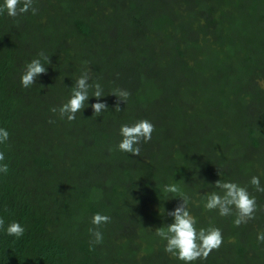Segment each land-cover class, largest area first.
<instances>
[{
	"label": "rangeland",
	"instance_id": "374dc122",
	"mask_svg": "<svg viewBox=\"0 0 264 264\" xmlns=\"http://www.w3.org/2000/svg\"><path fill=\"white\" fill-rule=\"evenodd\" d=\"M223 1H220L219 7ZM260 1L227 0L225 11L223 10L225 14L219 20L212 21L216 24L211 27L212 37L220 44L215 47V42L210 41L202 48L196 11L198 6L200 9L201 4H209L202 0H33V6L38 9L37 14L33 15L29 11L20 19L9 16L12 28L18 36L19 46L16 48L23 54L21 57L23 60L20 61L22 64H27L32 59H40L41 56L38 54L41 52L49 60L41 61L47 70L37 78L36 85L32 88L38 95H32L30 91L27 93L31 104L27 106L28 109H19L17 122L25 123L30 119L35 128L33 134L36 135H41L48 124L53 122L55 128L58 126L60 131H63L64 136L61 138L63 141L67 144H76V147L72 145L75 152L96 158L98 163L94 166L97 167L91 170L90 178L83 177L85 173L82 174L80 171V181L92 183L95 178L105 173L110 174L114 169L132 167L136 171L142 165H146L149 176L158 165H161L163 172L157 176L162 179L157 178L156 181L163 183L164 174L168 173L169 169L168 155L165 154V157L163 149L160 152L163 156L156 163L157 156L151 157L150 161V155L155 152V147L148 152L146 147L139 145L142 152L138 156L130 153L129 156H125L118 149L121 136H111L109 139L95 137L99 135L101 125H105L117 115L130 116L131 112L134 114L137 110L141 111L139 115L141 117L143 110H151L152 102L156 106L160 102L163 109L173 110L170 115V118H173L171 126H176L165 131L161 127L162 137L164 138L165 134L166 142H170V136L176 137L179 143L189 142L190 152L193 150L192 156H195L192 158L195 165L191 164L195 167V172L200 163L211 166L210 155L226 154V149H230L228 154L234 158L233 160L235 158L244 160L246 155L252 154L253 162L250 168L236 179L241 177L244 180L245 177L252 176L263 179L264 77L262 79L257 77L264 73V20L259 18ZM213 2L210 4H214ZM160 10H164L166 15L164 38L168 44L164 49L163 59L161 53L155 56L152 54L157 52L156 45L162 41L151 24L152 18ZM78 12H84V16L87 13L98 15L96 24L106 30L103 32V39L107 44L112 42L111 46L95 40L97 34L101 33H92L85 37L88 40L86 43L78 41L82 36L77 35L73 22H67ZM167 30L170 33H166ZM109 32L115 34V40L110 37ZM118 33L121 35L119 38ZM191 39L199 44L195 47L197 53L189 47L182 56L167 60L168 49L174 41L187 44ZM105 47L108 48L107 51L103 50ZM95 48H102V51L95 52ZM221 48L227 50V55ZM179 60L183 63H179ZM85 61L88 62L87 65ZM161 61H165L164 66L160 65L161 75L164 77L163 96L157 87V78L160 77L158 64H161ZM86 69H90L89 84L93 87L89 89V99L85 102V108L76 114L74 121L70 122L66 117L61 119L59 112L53 113L51 109L53 107L59 109L70 99L75 81ZM23 71L22 68L16 71L19 78ZM151 71L156 73L155 80L150 74ZM213 75L215 79L210 78ZM96 83L103 89L104 96L99 100L93 96ZM150 87L152 90H148ZM115 89L127 90L130 93L127 103H120L122 110L120 112L115 111L117 97L109 95ZM98 102L106 103L108 109L99 116H94L91 105ZM182 110L187 112L186 117L182 116ZM143 116L152 117L145 111ZM159 119L162 121V117ZM249 127L254 130V136L260 139V146L255 150H251L246 143H241L249 140L246 137ZM93 132L94 134H91ZM90 142L94 149L89 147ZM78 143L85 149H81ZM223 144L226 148L221 147ZM56 147L61 150L63 145L59 142ZM53 154L56 155L57 151ZM143 161L145 162L142 163ZM84 171L86 172V169ZM248 172L252 173V176L245 174ZM75 176H78V173ZM105 176L101 177L100 182L105 180ZM134 183L138 184L137 188L142 184L136 179L135 182L126 180L124 186L127 189ZM151 183L154 182L150 181L149 184ZM249 183L245 182L240 186L254 190L256 194L261 193L253 189V185L246 187ZM73 184L76 185V182ZM106 189L108 192L112 191L110 187ZM100 192L97 195L101 198ZM119 198L114 196L112 200L120 201ZM147 204L153 210L157 207L153 200L147 201ZM76 207L74 210L77 214L79 208ZM112 208V212L106 213L110 221L99 229L104 242L116 239V232L122 226L121 219L118 223L115 221L119 215L117 213L119 208L114 205ZM263 209L264 205H259L255 212L258 219L248 221V226L241 227L240 239L248 243L247 254L251 256L243 264H264V243L257 240V235L264 232V212H260ZM82 214L83 211L79 212L78 216ZM148 214V210L136 213L143 219H146ZM161 222L164 223L163 220ZM78 223L71 226H75V230L80 231L78 233L80 234L83 233L81 227L84 225H80L79 229ZM125 224L128 223L124 222V226ZM124 226L121 231L128 237L133 236V243L142 239L140 244L148 251L142 260L144 264H167L164 257L159 255L160 252H156V247H150V244L154 245L152 240L149 239V244L144 235L134 232L133 226L130 228L128 226V229H124ZM146 227L150 229L151 226ZM136 230L141 233L140 229ZM108 246L111 247L110 244ZM218 261L220 264H229L231 257L226 253Z\"/></svg>",
	"mask_w": 264,
	"mask_h": 264
},
{
	"label": "trees",
	"instance_id": "16d2710c",
	"mask_svg": "<svg viewBox=\"0 0 264 264\" xmlns=\"http://www.w3.org/2000/svg\"><path fill=\"white\" fill-rule=\"evenodd\" d=\"M202 1L208 2V0ZM210 1L213 2V0ZM210 1L208 5L201 4L200 9L197 5L196 22L200 27L199 41L201 38L202 48L210 41L215 42V47L220 44L217 39L212 37L211 27L216 24L212 21L219 20L225 14L223 10L225 11L227 5V0H224L220 7L219 4L222 0H216L213 2L214 4H210ZM3 2L4 0H0V5ZM258 3L261 9L259 18L264 20V0ZM97 16L88 13L84 16V12H78L67 21L68 23L73 22L77 35L82 36L81 40H78L79 42L86 43L88 40L85 37L92 33H101L96 35L95 40L107 44L103 39V32L106 30L96 24ZM17 17L20 19L23 14ZM151 22L159 35V40H162L156 45L158 46L157 52L152 54L155 56L161 53L160 56L163 59L164 49L168 45L164 38L166 22L164 10H160ZM166 33L170 32L167 30ZM109 34L115 40V34L110 32ZM119 36L121 37L118 33L117 37L119 38ZM17 39L18 36L12 28L7 11H5L0 15V128L6 129L10 135L8 141L0 144V152L5 155L3 163L8 164L9 168L6 175L0 173V217L5 220L4 228L0 229V264H144L142 260L148 251L141 246L142 239L133 243L134 237H128L121 231L124 222L131 223L130 226H133L134 232L144 235L148 243L149 239L152 240L155 246L149 243L150 247H156V252H160L159 255L164 257L167 264H184L164 251L166 241L155 234L156 229L166 227L173 222L174 218L168 216L167 212L173 211L178 204L182 203L180 193H184L190 198L188 210L196 220L197 231L200 228L216 227L221 230L223 235V243L218 250L212 252L206 260L193 261L191 264H220L219 258L224 257L226 253H229L231 257L229 264H243L251 257L250 254H247L248 243L240 239L241 227L248 226V224H241L237 227L234 225L236 218L234 213L230 217L220 216L218 210L207 211L204 208L208 194L213 191L220 193V189L215 187L218 180L233 182L239 186L251 181V178L247 177L244 180L241 177L236 179L240 174L243 176V172L250 168L251 162H253L251 153L246 155L244 160L237 158L233 160L234 158L228 154L230 149H226V154L210 155L211 166L200 163L201 165H197L195 172L193 166L195 161L192 160L195 156H192L193 150L190 152L189 142L179 143L174 136H170V142H166L165 134L164 138L162 137V128L165 131L167 128L176 127L171 126L173 118H170V115L173 110H165L160 102L158 106L152 102L151 110H143V115L145 111L152 115L151 118L143 115L140 117L141 111L137 110H133L134 114L131 112L130 116L117 115L110 121H105L106 124L101 125L100 133L95 137L105 139H109L111 136L118 137L122 125H132L142 119L149 120L154 125L152 142H142L140 145L146 147L148 152L155 147V152L150 155V161H152L151 157L157 156L155 161L158 163L163 154L168 155L169 169L168 173L164 174V182L157 183L156 181L157 178L162 179L157 176L163 172L161 165H158L149 176L146 165L138 167L136 171L132 167L124 166L125 168L122 170L114 169L110 174L105 173L106 176L101 175V177H106L101 182V177L95 178L92 183L80 181V171L85 173H82L83 177L89 176L90 178L91 170L97 167L94 166L98 163L96 158L75 152L72 145L76 147V144H67L63 141L61 139L64 136L63 131H60L58 126L55 128L53 122L48 124L41 135L33 134L35 128L30 119L25 123L17 122L16 117L19 109H28L27 106L31 104L27 93L29 94L30 91L32 95H38L32 89L36 84L24 88L19 82L20 78L16 71L20 68L24 69L26 64L20 63L23 60L21 58L23 54L16 48L19 46ZM109 44L110 42L107 45L111 46L112 42ZM197 45L199 44L193 39L187 44L174 41V44L169 46L167 60L182 56L189 47L195 52ZM107 49L105 47L103 50L107 51ZM221 49L227 55V50ZM94 51H102V48H95ZM40 59L42 62H47V59L43 57ZM178 62L183 63L182 60ZM160 63L158 64L160 77L157 78V87L163 96L164 77L161 75L162 68L160 67L164 66L165 61ZM247 71L249 72V68ZM151 72L150 74L155 80L156 73ZM259 75H257L258 78L264 77V73ZM210 78L215 79V75ZM148 90H152V87ZM181 114L184 117L187 116V112L184 110L181 111ZM159 117H162V121ZM246 137L249 140H244L241 143H246L251 150L260 146V139L258 136H254L252 128H247ZM59 142L63 145L62 152L56 147ZM78 145L81 149H85L81 143ZM105 146L106 144L103 146V150ZM89 147L94 149L91 142ZM221 147L226 148L224 144ZM162 149L163 154L161 155ZM54 151H57L56 155L53 154ZM122 153L125 156L130 155L127 152ZM77 173L78 176H75ZM245 174L252 176L250 172ZM228 177L232 179L227 180ZM125 179L131 182H135L136 179L142 184H140V188H137L138 184L134 183L126 189ZM259 179L261 187H264V178ZM150 181L154 183L149 184ZM73 182H76V185ZM172 184L179 187L180 193L164 192V187ZM250 186H252L251 183L246 185V187ZM107 187L112 188V191L108 192ZM252 188L255 189L254 186ZM100 191L106 195L104 196ZM99 192L102 194L101 198L97 195ZM248 192L255 197L258 203L257 207L264 205V192L256 194V191L250 189ZM114 196L120 197V201H113ZM150 200L156 202L157 207L154 210L147 204V201ZM113 205L117 209L119 208L117 211L119 215L115 221L118 223V220L121 219V229L116 232V239H112L111 242L106 240L101 244H95L94 236L89 233V229L94 227L91 224V219L97 213L106 215L107 212H112ZM75 206L79 208V212L83 211L80 217L78 216L79 212L75 213ZM143 210L149 212L146 219L136 215V213H142ZM260 212H264V209ZM257 217L258 215L255 213L254 219L257 220ZM254 219L249 221L253 222ZM13 221L19 222L25 228L24 235L19 239L9 236L6 232L7 226ZM76 223H78L79 229L80 225H84L81 227L83 233L78 234L80 231L75 230V226H71ZM128 224H125L124 229H128ZM148 225L151 226L150 229H146ZM136 228L140 229L141 233H138ZM109 244L111 247L108 246Z\"/></svg>",
	"mask_w": 264,
	"mask_h": 264
},
{
	"label": "clouds",
	"instance_id": "9594fccd",
	"mask_svg": "<svg viewBox=\"0 0 264 264\" xmlns=\"http://www.w3.org/2000/svg\"><path fill=\"white\" fill-rule=\"evenodd\" d=\"M5 11H7L8 16L15 18L29 11L35 15L38 9L33 6V0H4L3 4L0 5V15ZM38 55L49 60L42 52ZM84 63L87 65L88 62L85 61ZM46 70L47 68L41 63V59H32L25 65L20 77L22 87L29 88L36 84L37 78L45 73ZM90 79V69H86L75 81L70 99L59 109L53 107L51 111L53 113L58 111L61 119L66 117L68 121H74L76 114L85 108V102L89 99V89L93 87V85L89 84ZM262 86H264V83H262ZM94 87L93 96L99 100L104 96L103 89L99 83H96ZM109 95L117 97L115 111L120 112L122 111L120 103H127L130 93L127 90L115 89ZM91 107L94 116H99L108 109L106 103L99 102L91 105ZM153 132L154 125L147 119L139 120L132 125L124 124L120 128L122 139L118 144V149L121 152L138 156L141 151L139 145L142 142H150ZM9 135L6 129L0 128V144L8 141ZM4 160L5 155L0 152V173L6 175L9 168L8 164L3 163ZM250 183L257 191L264 192V187H261L259 177L253 176ZM215 187L220 189V193L213 191L206 196L205 210H218L220 216H230L234 213L236 217L234 225L237 227L255 218L257 202L255 197L249 194L247 188L222 180H218ZM163 190L168 193H180L179 187L175 184L166 185ZM180 200L182 203L178 204L173 211L167 212L168 216L174 218L173 222L166 227L163 226L156 229L155 234L166 241L164 251L184 262V264H191V262L197 260H206L213 250H218L222 246V232L216 227L200 228L197 231L195 227L196 220L188 210L190 198L186 194L180 193ZM109 221V216L99 213L92 217L91 224L94 227L89 229V233L94 236L93 242L95 244L103 242V234L98 229ZM4 225L5 220L0 217V229H3ZM6 232L9 236L19 239L24 235L25 228L19 222L13 221L7 226ZM257 240L264 243V232L257 235Z\"/></svg>",
	"mask_w": 264,
	"mask_h": 264
}]
</instances>
